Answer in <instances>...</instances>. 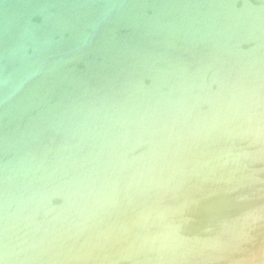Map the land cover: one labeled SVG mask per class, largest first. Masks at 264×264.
I'll use <instances>...</instances> for the list:
<instances>
[{"label": "water", "instance_id": "obj_1", "mask_svg": "<svg viewBox=\"0 0 264 264\" xmlns=\"http://www.w3.org/2000/svg\"><path fill=\"white\" fill-rule=\"evenodd\" d=\"M0 264H264V0H0Z\"/></svg>", "mask_w": 264, "mask_h": 264}]
</instances>
